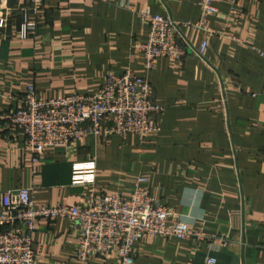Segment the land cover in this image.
I'll return each mask as SVG.
<instances>
[{
  "label": "crops",
  "instance_id": "1",
  "mask_svg": "<svg viewBox=\"0 0 264 264\" xmlns=\"http://www.w3.org/2000/svg\"><path fill=\"white\" fill-rule=\"evenodd\" d=\"M198 1L0 0V18L8 19L0 28V198L31 188L37 206L78 203L84 189L71 185L74 167L95 161L97 195L129 196L147 178L152 196L202 234L145 237L134 245L133 264H207L211 256L217 264H264V0L222 1L205 20L212 35L189 24L201 20ZM30 6L38 29L21 37ZM233 8L240 17L228 18ZM144 10L180 21L190 49L181 62L161 57L146 68ZM128 69L150 81L163 107L157 134H91L48 147L37 163L15 140L5 115L29 86L44 98L90 95L110 73ZM33 247L38 264H116L77 259V228L68 218L39 219Z\"/></svg>",
  "mask_w": 264,
  "mask_h": 264
},
{
  "label": "built area",
  "instance_id": "2",
  "mask_svg": "<svg viewBox=\"0 0 264 264\" xmlns=\"http://www.w3.org/2000/svg\"><path fill=\"white\" fill-rule=\"evenodd\" d=\"M224 0H199L201 20L189 23L204 29L209 35L216 31L205 24L207 17L219 13ZM259 2L260 0H253ZM37 4L39 0H32ZM27 10V19L18 31L28 37L38 29L37 22ZM148 24V39L139 45L148 70L156 61L167 57L181 62L190 49L181 41L180 21L170 15L140 11ZM240 9L230 10L228 18L240 17ZM7 17L0 18V28L6 27ZM207 47L205 41L198 53ZM264 56V51H260ZM163 107L154 99L150 81L128 69L110 73L95 94L70 92L62 97L44 98L33 85L24 97L15 100L14 107L5 115L16 141L33 152L39 162L48 147H69L85 137L96 134L104 138L126 137L135 134L140 139L157 134L160 125L155 115ZM96 162L78 163L74 167L73 187H82V199L74 204L37 206L31 188L11 189L0 198V264H38L33 247V233L41 218H68L77 228V259L88 262L93 256L110 258L116 264L134 263V245L151 236L172 235L180 239L202 238L199 231L184 221L178 210L152 196L148 179L140 178L133 193L97 195L91 186L95 182ZM217 241L213 242L214 246ZM223 246L228 240L223 239ZM219 247V245H218ZM207 264H217L214 256Z\"/></svg>",
  "mask_w": 264,
  "mask_h": 264
}]
</instances>
